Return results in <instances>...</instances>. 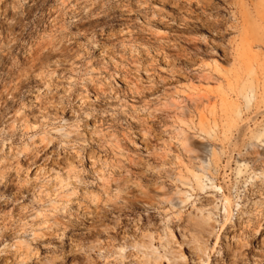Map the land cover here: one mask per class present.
I'll list each match as a JSON object with an SVG mask.
<instances>
[{
	"label": "rangeland",
	"instance_id": "1",
	"mask_svg": "<svg viewBox=\"0 0 264 264\" xmlns=\"http://www.w3.org/2000/svg\"><path fill=\"white\" fill-rule=\"evenodd\" d=\"M169 230L264 264V0H0V264H143Z\"/></svg>",
	"mask_w": 264,
	"mask_h": 264
},
{
	"label": "bare ground",
	"instance_id": "2",
	"mask_svg": "<svg viewBox=\"0 0 264 264\" xmlns=\"http://www.w3.org/2000/svg\"><path fill=\"white\" fill-rule=\"evenodd\" d=\"M212 191L218 194H222L223 190L220 187L217 186H213L211 187ZM211 198H214V195H210ZM227 203V202H226ZM225 203V204H226ZM212 211H209V209L206 210H200L199 211V216H192L194 218H192L191 220H193V228L196 231H200L202 230V232L205 231V229H208L210 227V229H212V227L210 226L211 223H213V217L215 216L214 211L217 212L219 210V212L223 215L228 214V211L226 209V205H218L215 204L214 207L212 208ZM208 227V228H207ZM205 228V229H204ZM204 229V230H203ZM209 230V229H208ZM198 231V232H199ZM212 231V230H211ZM207 232V231H206ZM201 233V232H200ZM195 233V235L200 236L201 234ZM208 233V232H207ZM211 234V232H209ZM200 234V235H199ZM194 235V236H195ZM174 234L173 232H171L169 230V232H166L165 234V246H164V251H165V255H161L157 249V247L154 246L153 241H154V237L153 235H147L144 236V242H135L134 244H132L129 249L131 248L132 251L136 254L135 258L137 260H140L143 262V264H164V262H166L167 264H187L186 263V259L183 255V253L179 252L177 255L178 256H174L173 251L171 252L169 249H172L169 244L171 243V239H174ZM201 239V238H200ZM176 240V239H175ZM199 241V239H197ZM192 241V240H191ZM196 240H193V244L194 245V249L201 252V244L200 242H198ZM201 241V240H200ZM200 243V244H199ZM174 244V243H173ZM169 247V248H168ZM128 248V247H127ZM125 247H118L116 249L117 253L122 257L125 258V254H126V249ZM174 250V249H173ZM203 251V249H202ZM202 253V252H201Z\"/></svg>",
	"mask_w": 264,
	"mask_h": 264
}]
</instances>
